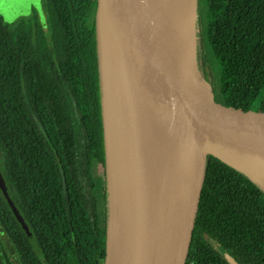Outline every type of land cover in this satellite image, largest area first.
I'll use <instances>...</instances> for the list:
<instances>
[{
    "label": "trees",
    "instance_id": "trees-1",
    "mask_svg": "<svg viewBox=\"0 0 264 264\" xmlns=\"http://www.w3.org/2000/svg\"><path fill=\"white\" fill-rule=\"evenodd\" d=\"M202 2L219 83L264 94V0ZM43 3L49 30L34 41L23 22L0 20V171L31 233L0 192V264H105L97 0ZM224 254L264 264V193L235 160L209 155L185 264H230Z\"/></svg>",
    "mask_w": 264,
    "mask_h": 264
},
{
    "label": "water",
    "instance_id": "water-1",
    "mask_svg": "<svg viewBox=\"0 0 264 264\" xmlns=\"http://www.w3.org/2000/svg\"><path fill=\"white\" fill-rule=\"evenodd\" d=\"M166 9V0H97L104 141L106 155L109 154L106 176L110 196L113 190L116 193L122 184H126L124 190L128 196L125 201L128 202L130 216L132 209L136 212L132 218L138 225L141 220L147 221L153 179L147 183L146 163L141 149L144 132L142 127L138 130L137 122H131L130 134L138 145L139 154L137 152L135 156L134 167L132 164L129 167L120 165L119 129L117 126L113 129L112 140L110 131L115 122H106L105 118L108 69L103 55H108L109 63L116 71L137 88L139 98L146 97L154 112L155 126L171 132L176 140L173 142L176 150L168 158L177 159L179 168L176 174L180 172L181 184L168 264H185L207 157L215 156L227 164L235 160L242 172L252 177L245 170V165L255 167L254 162L236 133L264 136V94L238 91L213 82L203 66L195 61L188 62L178 36L169 26ZM111 157L114 179H111ZM168 163L169 160L166 166ZM156 179H160L159 175ZM112 182L114 188H111ZM261 185L260 182L257 184L258 187ZM0 192L23 232L31 238L28 226L8 195L1 172ZM126 227L127 224H124L123 229ZM123 229L111 230L108 223L105 264H117L119 251L125 254L126 243L122 236V245L119 244ZM224 256L230 264H237L228 255Z\"/></svg>",
    "mask_w": 264,
    "mask_h": 264
},
{
    "label": "bare ground",
    "instance_id": "bare-ground-1",
    "mask_svg": "<svg viewBox=\"0 0 264 264\" xmlns=\"http://www.w3.org/2000/svg\"><path fill=\"white\" fill-rule=\"evenodd\" d=\"M194 1L166 0L169 26L172 32L178 36L180 42L183 43L184 56L191 63H193L192 53L194 49V23L192 17ZM140 105L142 117L137 122L138 130L142 127L144 135L146 133V139L150 135L152 141L148 140V142L151 146L154 145L161 150L163 148L160 146L161 143L165 142L170 146L175 142L172 133L165 129L158 128L163 134L162 137L159 135L152 136L154 132L147 126V122L152 119L155 123L154 112L145 96L139 98ZM115 126L119 129L118 138L121 142L119 164L129 167L130 164H134L137 152L139 154L138 145L130 134L131 122L128 124V122H124L123 118V122L117 121ZM236 137L251 158L264 163V136L236 133ZM168 160L169 163L166 167L161 166V162H168ZM158 166L160 179H156V181L153 179L152 181L151 201L147 207L149 219L147 218V221L141 220L140 225H138L135 218L129 215L130 210H127L128 207L126 209L125 207L121 208V220L123 222L129 220L128 226L120 233L126 243L125 254L121 257L122 264H168L177 200L180 194L181 176L179 175L180 172L176 174L179 163L175 157L169 159L168 156H163L160 161L158 160ZM165 176L169 179L167 180ZM176 183H178L177 187Z\"/></svg>",
    "mask_w": 264,
    "mask_h": 264
},
{
    "label": "rangeland",
    "instance_id": "rangeland-1",
    "mask_svg": "<svg viewBox=\"0 0 264 264\" xmlns=\"http://www.w3.org/2000/svg\"><path fill=\"white\" fill-rule=\"evenodd\" d=\"M193 9H192V17L194 23V49H193V61L198 65L203 66L213 82H219V74L220 68L218 63L216 62L215 58L213 57L209 47L207 44L204 43V5L202 0H195L193 2ZM0 20L4 23L8 24L10 27L13 25L15 26L19 22H23L27 29L31 31V38L34 41L35 34L37 28L41 30L48 31L49 30V22H48V14L45 8L42 7L41 0H0ZM199 33V35H198ZM201 34V35H200ZM201 37V38H200ZM182 47L184 46L181 43ZM200 47V48H199ZM200 52V53H199ZM198 57V58H197ZM104 61L107 64L108 69V85H106L105 89V98H106V122H138V119L142 117V110L141 105L139 106V91L137 88H134L130 85L127 80H124V77L121 75L120 72L116 71V68L109 62V56L103 55ZM105 76V75H104ZM106 82V80H105ZM106 84V83H105ZM147 126L153 130L154 134L153 137L159 135L162 137V132L155 126V123L152 119L147 122ZM104 127V125H103ZM118 128V127H117ZM113 129H116V126L112 125V130L110 131L111 139L113 140L112 132ZM111 140V142H112ZM147 140V141H146ZM148 140H151L150 135H148V139H146V133L144 137L141 139V149L142 155L144 157V161L146 163L147 168V183H150L152 179L158 177V160L160 161L163 156H170L171 152H175L176 147L172 143L170 146L163 142L160 146L162 149L160 150L158 147L150 144ZM113 145V144H112ZM109 150V148H108ZM103 153H105L104 164L107 167V157L106 149H103ZM110 159V158H109ZM254 166L245 165V170L252 174V180L259 184H262L259 188L264 193V174L259 172H264V163L261 161L254 160ZM167 161L161 162V166L166 167ZM111 165V179H114V172H113V159H110ZM105 170V169H104ZM103 169L96 170L94 172L95 180L99 183V189L97 194V199L100 204L101 213L103 214L104 206L107 203L109 214H108V223L109 228L112 230L114 228L123 229L124 224H129V220L127 222H123L121 220L122 213L121 208L127 207V203L125 198L127 199L128 193L124 190L126 188V184H122L121 188H118V191L114 193V190L111 193L108 192V180L107 176L104 178L103 176ZM258 171V172H257ZM1 172V171H0ZM157 172V173H156ZM155 173V174H154ZM242 174L246 177L249 175L246 172H242ZM254 175V176H253ZM106 182V184L104 183ZM114 183L112 182V187L114 188ZM107 197V200H106ZM129 210V208H127ZM135 211L131 209V217ZM136 213V212H135ZM130 215V213H129ZM121 233V232H120ZM123 238L121 235L119 236V244L122 245ZM11 257L15 259V255L11 252ZM123 255V251H119V255L117 258V264H121V257Z\"/></svg>",
    "mask_w": 264,
    "mask_h": 264
},
{
    "label": "flooded vegetation",
    "instance_id": "flooded-vegetation-1",
    "mask_svg": "<svg viewBox=\"0 0 264 264\" xmlns=\"http://www.w3.org/2000/svg\"><path fill=\"white\" fill-rule=\"evenodd\" d=\"M43 1H44V0H41V2H42V7L45 8V7L43 6V5H44ZM13 25H14V24H13ZM13 25H12V27H13Z\"/></svg>",
    "mask_w": 264,
    "mask_h": 264
}]
</instances>
